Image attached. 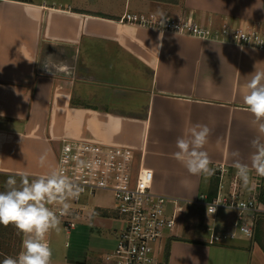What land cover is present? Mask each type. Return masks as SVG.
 Here are the masks:
<instances>
[{
  "label": "crops",
  "instance_id": "0c3cea01",
  "mask_svg": "<svg viewBox=\"0 0 264 264\" xmlns=\"http://www.w3.org/2000/svg\"><path fill=\"white\" fill-rule=\"evenodd\" d=\"M124 13L264 37V0H0V173L48 174L62 139L129 147L134 166L152 170L151 190L168 198L167 264H264V203L257 196L251 235L239 232L236 211L207 214L216 172L192 176L174 155L177 138L207 125L210 167L235 170L236 150L250 165L259 133L240 89L264 71V48L121 21ZM49 56L63 70H45ZM250 177L243 196L258 195L261 177Z\"/></svg>",
  "mask_w": 264,
  "mask_h": 264
},
{
  "label": "built area",
  "instance_id": "2783aa9c",
  "mask_svg": "<svg viewBox=\"0 0 264 264\" xmlns=\"http://www.w3.org/2000/svg\"><path fill=\"white\" fill-rule=\"evenodd\" d=\"M120 20L131 21L145 26L156 27L159 30H170L186 33L200 38L226 40L229 42L264 48V37L258 30L246 31L242 28H232L222 23L220 28L211 24L186 18H161L154 14L124 13ZM63 169L75 185L83 189L79 198L70 199L67 214L60 216L63 230L68 233L77 224L81 212L73 205L80 204L86 196H92L96 191L105 190L111 193L113 205L106 209L108 217L121 223L116 235L114 248L104 252L101 264H167L164 248L161 244L166 232L172 230L173 214L166 212L163 195L151 190L153 172L143 166H134L133 150L125 146L100 144L77 139H62L55 152V169ZM219 180L215 197L205 202L216 205L219 209L236 211V228L248 230L251 235L253 220L262 212V205L257 200V193L242 195L240 180L236 177V169L230 171L222 165L215 170ZM35 177H30L29 180ZM228 179L227 184L222 180ZM259 187L260 182L256 183ZM59 215L61 206L48 204ZM215 211V212H216ZM103 214L105 210L98 208ZM46 239L49 243V235ZM218 241V236L209 242ZM67 245V243H66ZM22 235L15 256L21 251Z\"/></svg>",
  "mask_w": 264,
  "mask_h": 264
},
{
  "label": "clouds",
  "instance_id": "9594fccd",
  "mask_svg": "<svg viewBox=\"0 0 264 264\" xmlns=\"http://www.w3.org/2000/svg\"><path fill=\"white\" fill-rule=\"evenodd\" d=\"M51 56L43 63L45 70L54 72L63 70L58 68ZM30 62V61H29ZM33 62V61H31ZM240 94L246 110L252 114V126L259 135L251 141L254 149L250 156V165L242 163L238 150L230 155L234 158L236 177L244 188L250 184V173L264 177V143L260 136H264V71H254L250 79L241 87ZM211 129L207 125H194L187 137L176 140L178 151L174 154L177 161L183 164L192 176H203L210 179L215 174V168L210 167L212 161L207 151L203 150L208 143ZM46 154L41 155L39 163L44 165ZM19 183L16 176L10 175L5 181L4 191H0V225L10 224L15 227L18 235H22V247L17 256H6L2 264H51L52 250L46 239L51 230H59L60 216L68 213L70 199L79 198L82 188L75 185L63 169H53L46 175L31 179L27 173H20ZM181 184L187 186L182 180ZM48 204L61 206L59 215ZM231 211V209H226ZM216 205H208L207 214L215 213ZM248 233L246 228L242 229ZM235 236V232L232 233Z\"/></svg>",
  "mask_w": 264,
  "mask_h": 264
},
{
  "label": "rangeland",
  "instance_id": "374dc122",
  "mask_svg": "<svg viewBox=\"0 0 264 264\" xmlns=\"http://www.w3.org/2000/svg\"><path fill=\"white\" fill-rule=\"evenodd\" d=\"M7 178L0 176V191L6 190ZM16 179L19 183L20 179ZM112 205V195L105 190L96 191L84 197L80 204L73 205L81 212L76 226L66 233L60 223L59 230H51L49 235L51 264H101L103 253L114 248L116 230L121 224L100 214L98 208L106 210ZM263 224L262 220L258 222L259 226ZM20 239L14 226L4 229L0 234V264L6 256L15 257Z\"/></svg>",
  "mask_w": 264,
  "mask_h": 264
},
{
  "label": "trees",
  "instance_id": "16d2710c",
  "mask_svg": "<svg viewBox=\"0 0 264 264\" xmlns=\"http://www.w3.org/2000/svg\"><path fill=\"white\" fill-rule=\"evenodd\" d=\"M10 175H14V174H7V173H0V176H5V177H9ZM16 176V178L20 179L19 175H14ZM260 185L258 187V200L261 201L262 203H264V177H261L260 180ZM10 229L13 227V225H9L8 226ZM6 227L3 225H0V234L4 231Z\"/></svg>",
  "mask_w": 264,
  "mask_h": 264
}]
</instances>
